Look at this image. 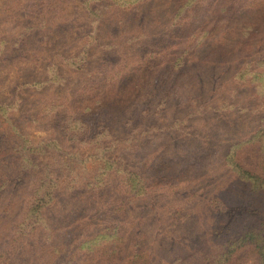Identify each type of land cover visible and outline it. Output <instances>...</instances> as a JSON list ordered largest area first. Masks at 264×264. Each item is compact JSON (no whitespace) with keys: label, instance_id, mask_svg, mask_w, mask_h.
<instances>
[{"label":"trees","instance_id":"1","mask_svg":"<svg viewBox=\"0 0 264 264\" xmlns=\"http://www.w3.org/2000/svg\"><path fill=\"white\" fill-rule=\"evenodd\" d=\"M96 1L98 31L107 26L110 34L113 29H118L125 36L124 41L108 45L109 52L119 57V62L101 77L98 66L104 67L106 64L96 63L87 72L89 78L76 88L69 101L64 104L58 102L47 118L51 122L63 111L62 139H68L72 129H77L82 137H77L78 142L94 146L91 155L87 157L93 158L96 166L89 170L91 175L84 179L82 188L77 187V183L62 187L59 181L64 178L58 183L52 182L43 173L36 171L37 177L31 183L33 188L23 207L26 212L13 236L1 250L0 264H199L196 259H186L179 252L190 251L195 256L201 254L198 244L204 240L219 247V252L212 256L209 264H226L244 245L252 247L258 258L257 264H264V207L249 209L226 205L221 198L216 199V194L210 195L206 191L215 182L205 174L198 173L208 153L213 151L214 155L218 154L219 161L223 163L222 168L233 180L243 187L248 186L251 192L264 200V119L258 116L255 119L247 117L250 134H245L229 145V149H236L241 140H245L258 146L261 173L254 174L238 164L234 151L229 155L231 149L220 158L221 145L201 138L198 144L202 145L192 148L191 141L182 138L185 133L182 127L186 121L184 118L176 119L174 115L189 100H178L173 89L178 79L187 78L198 95L192 101L197 102L201 99L199 86L204 83V79L209 78L212 83L209 85L210 93L218 89V75L216 77L214 73L217 68L221 71L219 74H229L225 84L233 81L235 74L240 81L249 76L252 79L262 77L264 68L255 65L264 63V56L260 60H252L247 67L236 68L233 53L241 44L240 37L244 32V41L247 42L261 36L259 30L264 25V3L239 7L240 16L233 13V17H228L220 25L200 32L198 36L203 35L204 38L201 36L203 40L198 44V50L186 46L171 58L175 54L172 52L174 49H180L183 41H187L192 34H198L196 29L191 31L189 37L184 38L183 35L190 31L189 27L198 16L192 17V23L185 13L175 17L176 12L179 15L187 10L189 3H185L186 0L178 5L175 0H158L163 7H168L166 11L173 10L167 14L168 20L165 23L155 18L148 19V5L156 0ZM199 7L201 5L197 1L194 11ZM41 26L27 27L29 32L21 36L14 54H43L34 48L23 47L31 31ZM206 39L210 40V46L218 45V56L208 62V65L213 66V71L205 77L199 63L204 64L201 57L209 49ZM5 43V38L0 37V46ZM255 43L247 51L251 56L260 51L258 47L261 42L257 40ZM229 58H232L230 64L236 65L235 69L228 68L223 72L220 65L228 64L225 60ZM221 59L224 63H219ZM232 69L235 70L234 75L231 74ZM38 83L35 81L33 85ZM233 90L236 91L231 88L228 92ZM171 101L174 102V110L164 117L167 125L155 127L150 121H153L156 109L160 113L163 111L166 116ZM226 104L228 106L232 103ZM248 106L244 108L246 112L249 111ZM251 110L254 115L264 111L259 105L251 106ZM36 114L31 116L30 122L36 125L35 128H41L44 122L41 120L47 116L40 112ZM192 114L195 113L187 116ZM142 119L148 122L136 126L140 128L139 135H146L152 129L164 132L157 137L161 143L151 149L145 147L143 154L140 149L137 152L136 147H126L136 153L132 154L131 159L119 153L123 149L114 153V148L128 142L124 139L127 127H132L135 121ZM252 122L259 124L252 127ZM56 126H52L53 131H58ZM177 127L183 132L180 136H174L177 130L165 133ZM55 135L56 132L51 135L52 138L46 139L47 144L44 145L63 148ZM103 139H108V142L105 143ZM226 141L222 139V143ZM13 145L16 150L9 159H15L20 154L17 149L19 145L15 141ZM10 149L0 153L4 157L2 163L8 162V154L12 152ZM134 162L137 165H132ZM82 163L84 168L85 162ZM118 175H122L126 181L111 180ZM6 176H0V198L7 189L20 184V179L17 181L16 178ZM218 202L225 207L221 209ZM206 206H210L215 214V221L201 234H196L189 227L197 220L199 208L202 210ZM149 215L156 224L152 235L145 231ZM100 235L111 238L107 247L83 250L85 243L97 237L100 239ZM40 236H43L44 243L38 242ZM203 259L208 260L206 257Z\"/></svg>","mask_w":264,"mask_h":264},{"label":"rangeland","instance_id":"2","mask_svg":"<svg viewBox=\"0 0 264 264\" xmlns=\"http://www.w3.org/2000/svg\"><path fill=\"white\" fill-rule=\"evenodd\" d=\"M182 1L185 2V0H175V3L178 5ZM197 1L201 7L195 12ZM185 3H189L187 10L179 15L176 12L175 17H181L185 13L189 22L192 23V17L198 16L189 27L190 31L183 35L184 38L189 37L191 31L194 32L196 29L198 34L196 36L192 34L187 41L185 40L186 42L183 41L180 49L172 51L175 54L171 58L182 52L186 46L190 49L195 47L198 50L200 48L198 44L204 38L203 35H201L202 38L199 37V34L215 25H220L228 17H233V13L239 15V7L255 6L264 3V0H186ZM166 8L168 7H163L158 0L151 2L148 5L150 12L148 19L155 18L165 23V20H168L167 14L169 12L171 14L173 11L171 9L166 11ZM96 9V0H0V37L6 40V43L0 46V153L5 152L8 148H11L12 151L8 154L7 163L1 162L4 157L0 155V176L3 174L13 179L16 178L17 181L20 179V184L7 189L5 195L0 198V252L23 219L22 215L26 212L23 207L26 205L28 193L33 188L31 183L37 177L36 171H39L40 174L43 173L52 182L58 183L60 179L64 178L59 181L62 187L77 183V187L82 188L84 179L91 175L89 170L96 166L94 159L87 157V155H91L94 146H86L83 142H78L77 137L79 139L82 137L77 129H72V135L68 139H62L61 128L64 125L62 121L65 116L63 111H60L51 122L47 119L51 111L57 107L58 102L64 104L69 101L70 96L76 92V88L89 78L87 72L96 63L104 62L106 64L104 67L98 66L99 77H101L111 66L119 62V57L109 52L108 45L124 41L125 36L121 35L118 29H113L110 34L107 26L98 31L99 13H96ZM40 24L42 25L40 28L36 27L28 35L23 47L34 48L42 51L43 54L39 56H33L30 53L25 56L14 54L21 36L29 32L27 27H35ZM239 27H243V25H239ZM245 33L240 37L241 44L236 47L233 53L234 61L237 63L236 68L247 67L252 60H260L264 56V25L259 30L261 36H256L249 42L244 41L246 40ZM257 40L261 42L258 47L260 51L254 52L255 55L252 53L251 56L247 51L254 41L257 43ZM205 41L209 49L201 57L204 64L201 62L199 66L203 68L201 71L206 77L210 71H213V66L208 65V62L218 56V45L210 46V40L206 39ZM237 41H232L225 47ZM231 59L225 60L229 62L228 64H219L223 72L228 68L235 69L236 65L230 64L232 63ZM222 62L224 63L223 59L219 63ZM260 66L263 69L264 63L260 62L255 65L258 68ZM234 69L231 71L232 75L235 73ZM220 72L218 68L217 72H214L216 77L218 75L216 80L218 89L210 93L209 85L212 83L208 80L209 78L204 79V83L199 86L201 99L197 102L192 101L198 95L187 78L178 79L173 89L178 100L182 102L189 100L188 103H183L184 106H180L174 115L176 119L184 118L186 121L182 127L185 130L182 138L189 139L192 148L202 145L198 144V140L201 138L221 145L219 152L220 158H222L231 143H235L247 133L250 134L247 129V117L255 119V116H258V118L264 119V111H260V115H254L251 110V106L257 105L264 109V74L255 79L249 76L246 79L243 78V81L238 80L237 74H235V79L225 84L224 81L229 74H219ZM35 81H39V83L33 85ZM231 88L237 92L233 90L229 93L228 90ZM228 102L232 104L227 106ZM248 104L250 105L248 106ZM173 105L174 102L171 101L166 116L163 111L160 113L159 109H156V115L150 122L155 127L167 125L165 118L174 110ZM233 105H237V107ZM245 106L249 107L248 112L244 110ZM38 112L47 116L41 120L44 121L41 128H35L36 125L34 126L30 122L31 116L37 115ZM190 113L195 114L187 116ZM147 122L144 119L137 120L132 127H127L124 139L128 142L121 143L117 149H113V152L116 153V150L123 149L119 153L126 159H131L132 154L136 153L129 151L126 147H136L137 152L140 149L143 154L145 147L151 149L161 143L157 137H160V134L164 132L152 129L146 135H139L140 128H136V126H142ZM234 124H238V126ZM258 124L252 122V127ZM56 125L60 129L56 128ZM52 126H56L58 131H53L54 127ZM178 129L177 127V129L168 130L165 133L178 131L174 136H180L179 134L183 132ZM236 131H239L240 134ZM54 132H56L57 140L59 139L58 143L61 142L63 148L51 144L48 147L44 145L47 144L46 139L52 138L51 135ZM222 137L227 141L222 143ZM14 141L19 145L17 149L20 154L16 155L15 159H9L16 150V146L13 145ZM102 141L107 143L108 139ZM241 141L236 149L230 148L229 155L234 151L235 159L243 169L260 174L261 156L258 146L254 143H247L245 140ZM83 161L85 162L84 168L82 167ZM132 165H137V162ZM200 166L202 168L198 173L205 174L213 183L215 182L206 190L208 194H216V199L221 198L230 207L238 205L249 209L264 207V200L258 197V194L251 192L248 186L243 187L233 180L231 175L222 168L223 163L219 161L218 154L214 155L213 151L209 152L203 165ZM118 176L111 180L126 181L122 175ZM36 191L38 190L36 189ZM107 193L110 196L109 192ZM217 205L221 209L225 207L220 202ZM198 211L197 220L189 228L196 234H201L210 224L214 223L215 214L211 211L210 206L209 208L206 206L202 210L199 208ZM155 225L153 217L149 215L146 233L152 235ZM98 238L85 243L83 250L90 251L94 248L107 247L111 241L108 235H100V239ZM38 242L44 243L43 236L39 237ZM211 243L204 240L198 244L201 254L196 256L190 251H180L179 253L186 259H196L199 264H209L212 256L219 252V247ZM204 257L208 260H204ZM257 263L258 258L252 247L244 245L233 254L226 264Z\"/></svg>","mask_w":264,"mask_h":264}]
</instances>
